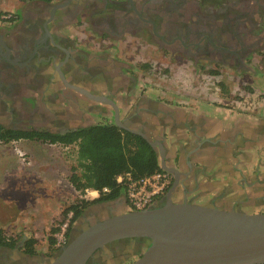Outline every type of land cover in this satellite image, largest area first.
<instances>
[{
	"label": "flooded vegetation",
	"instance_id": "obj_1",
	"mask_svg": "<svg viewBox=\"0 0 264 264\" xmlns=\"http://www.w3.org/2000/svg\"><path fill=\"white\" fill-rule=\"evenodd\" d=\"M17 1L21 7L0 9L3 132L62 135L96 125L98 118L114 124V110L83 91L113 101L125 128L159 129L161 112L149 104L156 96H149L145 85L137 89L140 78L132 74L145 70L150 58L208 74L232 70L255 75L264 62V0ZM153 149L161 166L158 149ZM164 164L172 168L165 157ZM180 186L179 175L173 201L193 203ZM121 204H95L78 220L86 228L105 219L98 216V205L106 208L108 218L123 211ZM231 209L241 210L235 206L227 210ZM74 235L72 230L69 237ZM145 246L140 239L115 241L98 250L88 264H106L111 254L136 252L122 263L128 264ZM30 259L34 264L50 263L46 256Z\"/></svg>",
	"mask_w": 264,
	"mask_h": 264
},
{
	"label": "rangeland",
	"instance_id": "obj_2",
	"mask_svg": "<svg viewBox=\"0 0 264 264\" xmlns=\"http://www.w3.org/2000/svg\"><path fill=\"white\" fill-rule=\"evenodd\" d=\"M152 59H149L145 70L138 72L136 69L132 74L140 78L137 82L139 86L136 88L142 89L146 86L145 90L150 91L147 94L156 96L157 100L169 101L175 106L186 109L204 107L213 102L236 110H240L239 106H241L243 107L241 111L254 112L258 108V102L264 97V87L260 86L264 84V62L256 68L253 66L257 71L255 75L232 70L208 74L202 70L194 72L192 68H175L169 61ZM142 60L144 59H139L140 62ZM136 67L139 66L136 65ZM97 122L110 123L111 121L98 118ZM28 146H33V149ZM76 150L75 145L47 146L32 141L0 143V158L6 157L23 165L22 168L8 167L6 177L2 175L4 186L0 190V195L2 197L5 195L6 198L5 203L0 201V219L5 223L2 229L7 234L15 233L18 240L14 249L0 248V262L34 264L35 260L23 255L20 251L23 242L31 236L37 242L35 247L37 255L35 256L45 257L50 227L54 224L57 226L62 219L61 212L65 208L74 204L78 199H86V193L80 194L69 182L72 169L76 166ZM32 158L39 159V161L41 159L40 166L29 165ZM53 160L56 162L53 163ZM47 161L52 163L48 164ZM5 164L4 161L1 162V172L6 170ZM12 169L13 171L16 169V172H12ZM114 202L116 201L108 203ZM105 209L98 205V216L106 218ZM121 213L124 211L117 210L116 212V214ZM34 215L37 217V222L40 219L44 220L43 224L38 223L37 226L33 224L32 227L37 230L30 231L26 229L27 227H24L26 230H22L18 228V225L11 226L19 217L23 221H29ZM42 225L45 226L43 229H41ZM82 226V220L77 219L71 226L69 236L72 230L76 233ZM28 228L31 229V227ZM143 251L144 249L140 248L137 252L142 254ZM133 253L136 252L129 253L130 259L133 255H137ZM129 256L125 252L111 254L105 263L122 264Z\"/></svg>",
	"mask_w": 264,
	"mask_h": 264
},
{
	"label": "crops",
	"instance_id": "obj_3",
	"mask_svg": "<svg viewBox=\"0 0 264 264\" xmlns=\"http://www.w3.org/2000/svg\"><path fill=\"white\" fill-rule=\"evenodd\" d=\"M20 4L17 0H0V9L13 10L21 7ZM79 37L85 40L81 34ZM149 104L159 108L161 127H149L143 132L162 143L167 166L180 174L185 198L196 204L223 206L225 210L235 206L241 209L239 212L247 214L264 211V97L254 112L241 111V106L236 110L213 102L194 109L156 98H151ZM28 147L33 149V146ZM2 161L6 163V170H0V190L7 168L23 167L20 162L6 157L0 158V164ZM40 162L41 159L32 158L29 165L38 167ZM5 199V195H0V201L5 203ZM114 201L121 202L123 211H127L124 195ZM1 221L0 228H4L5 223ZM43 222L42 219L37 222L34 215L29 221L19 217L11 226L34 231L33 224L37 226ZM44 227L42 225L41 229Z\"/></svg>",
	"mask_w": 264,
	"mask_h": 264
},
{
	"label": "water",
	"instance_id": "obj_4",
	"mask_svg": "<svg viewBox=\"0 0 264 264\" xmlns=\"http://www.w3.org/2000/svg\"><path fill=\"white\" fill-rule=\"evenodd\" d=\"M83 93L99 104L109 105L118 128L157 148L161 169L173 174L174 184L164 199L148 210H127L86 228L82 226L49 264H88L104 246L127 239L147 242L140 257L128 264H264V212L247 214L186 200L175 203L172 194L180 174L164 164L162 143L150 140L142 131L125 128L113 101Z\"/></svg>",
	"mask_w": 264,
	"mask_h": 264
},
{
	"label": "trees",
	"instance_id": "obj_5",
	"mask_svg": "<svg viewBox=\"0 0 264 264\" xmlns=\"http://www.w3.org/2000/svg\"><path fill=\"white\" fill-rule=\"evenodd\" d=\"M20 139L28 141L48 142L67 147L75 144L76 166L72 169L69 182L80 194L86 189L101 191L108 188L109 192L94 200L78 199L61 212V220L57 226L52 225L47 235V254L50 259L56 254L53 248V235L69 212L72 218L68 228V235L72 224L78 219L83 210L91 205L116 200L122 194V188L116 182L119 175L130 174L133 178L144 177L161 170L157 152L140 136L122 130L113 123H98L87 128L66 134H37L11 133L0 130V143L8 144ZM18 238L7 234L0 228V248H16ZM36 239L27 238L21 247L24 255H37ZM147 243V242H146Z\"/></svg>",
	"mask_w": 264,
	"mask_h": 264
},
{
	"label": "built area",
	"instance_id": "obj_6",
	"mask_svg": "<svg viewBox=\"0 0 264 264\" xmlns=\"http://www.w3.org/2000/svg\"><path fill=\"white\" fill-rule=\"evenodd\" d=\"M116 182L122 188L128 212H139L152 208L164 199L171 188L172 177L170 173L161 169L139 178H133L130 174L119 175L116 177ZM84 192L86 199L94 200L100 195L108 193L109 190L108 188H103L101 191L86 189ZM71 218L72 212H69L61 222L58 231L53 235L55 240L53 248L57 251L64 248L69 242L68 228Z\"/></svg>",
	"mask_w": 264,
	"mask_h": 264
}]
</instances>
